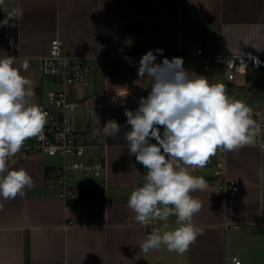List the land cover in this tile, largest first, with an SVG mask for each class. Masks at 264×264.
<instances>
[{
    "label": "crops",
    "instance_id": "obj_1",
    "mask_svg": "<svg viewBox=\"0 0 264 264\" xmlns=\"http://www.w3.org/2000/svg\"><path fill=\"white\" fill-rule=\"evenodd\" d=\"M13 10L22 15L0 27V56L16 59L15 66L31 82L33 103L43 101L49 90L37 58L47 53L51 38L58 36L68 54L110 59L86 83L66 86L67 99L78 102L72 119L88 144L86 158H104L105 170L97 177L70 175L76 197L63 199L54 179L62 158L21 150L11 158L9 168L26 169L33 185L15 199L0 198V264H232V254L241 264H264L258 146L222 154V177L239 184L232 198L217 186L213 157L202 169L189 168L208 184L207 190L192 193L202 203L193 223L203 235L183 255L163 246L145 254L139 246L147 226L133 221L127 201L147 169L129 155L123 139L130 129L125 108L136 110L150 91V79L136 83L141 55L162 49L159 62L182 57L193 78L223 84V69L216 63L205 69L194 51L201 47L211 55L264 54V0H4L0 21ZM138 16L146 18L140 29L132 25ZM25 61L27 70L22 68ZM225 88L248 106L264 109V76L259 71L249 68L236 74ZM110 119L121 126L116 139L97 135ZM175 221V216L169 218V229L152 221L151 232L171 230Z\"/></svg>",
    "mask_w": 264,
    "mask_h": 264
},
{
    "label": "clouds",
    "instance_id": "obj_2",
    "mask_svg": "<svg viewBox=\"0 0 264 264\" xmlns=\"http://www.w3.org/2000/svg\"><path fill=\"white\" fill-rule=\"evenodd\" d=\"M18 15L22 13L13 10L0 21V27L10 26V19ZM162 51L156 49L154 54L148 50L141 56L136 83L150 79V91L147 97L139 99L136 110L125 108L124 111L130 126L123 135L129 155H135L136 161L147 169L145 182L130 193L127 206L135 213L133 221L145 226L151 221H161L163 228L169 229L167 221L176 217L175 228L151 232L140 244L141 251L147 254L163 246L169 252L183 255L203 235V229L193 223L202 203L192 193L208 188L207 181L193 176L189 168H204L218 150L234 152L253 144L261 126L254 119L253 109L231 97L223 84H212L203 76L193 78L184 68L182 57L171 60L164 57L157 63V54ZM248 58L259 66L257 57L249 53ZM15 64L14 57L0 56V198L3 200L15 199L25 187H32L33 178L28 171L10 169L9 161L26 140L43 138L48 116L32 102L31 82ZM22 68L27 70V61ZM120 133L121 126L114 119L97 130L102 138L116 139ZM231 260L232 264H241L235 255Z\"/></svg>",
    "mask_w": 264,
    "mask_h": 264
},
{
    "label": "built area",
    "instance_id": "obj_3",
    "mask_svg": "<svg viewBox=\"0 0 264 264\" xmlns=\"http://www.w3.org/2000/svg\"><path fill=\"white\" fill-rule=\"evenodd\" d=\"M145 21L144 16H138L132 21V25L140 29L145 26ZM194 54L202 58V65L205 69H210L214 63L223 69L225 73L224 86L232 82L236 74H243L249 68L259 71L264 76V54L250 53L259 59V66L248 58L249 53L211 55L204 53L201 47H196ZM241 59L244 63L241 62ZM109 60L108 57L101 55L91 58L68 54L58 36L50 39L47 53L37 58L42 80L46 82L50 80L56 85V88L47 90L43 101L36 103L48 114L43 138L37 137L26 140L21 151L23 153L58 155L62 158V163L54 171V179L58 188V196L63 199L76 197L74 189L69 184L70 175L97 177L101 176L105 170L104 158L94 160L86 158L88 144L75 130L72 114L69 112V110L75 109L78 102L67 99L66 86L72 83H86L90 73L96 69L102 70ZM157 63H159L158 56ZM251 108L255 113L254 119L261 126L260 134L251 145L258 146L261 152V178L262 189H264V109L253 106ZM223 153L224 151L218 150L216 155L212 156L215 166L213 173L219 177L217 179L218 188L225 193L227 198H232L238 191L239 184L222 177L224 172ZM144 182V178L139 180L134 185L133 190L141 187ZM151 223L152 221L146 225L145 237L151 233ZM259 226L264 230V193H262V217ZM233 255L239 259L236 254H232L231 257Z\"/></svg>",
    "mask_w": 264,
    "mask_h": 264
},
{
    "label": "rangeland",
    "instance_id": "obj_4",
    "mask_svg": "<svg viewBox=\"0 0 264 264\" xmlns=\"http://www.w3.org/2000/svg\"><path fill=\"white\" fill-rule=\"evenodd\" d=\"M47 82H48V89H54V88H56V85H54L50 80L47 81ZM259 85H260V84H259ZM69 112H71V114H72L73 109H72V110H69ZM49 156L52 157L53 159L61 158V157L58 156V155H55V156H51V155H49Z\"/></svg>",
    "mask_w": 264,
    "mask_h": 264
},
{
    "label": "trees",
    "instance_id": "obj_5",
    "mask_svg": "<svg viewBox=\"0 0 264 264\" xmlns=\"http://www.w3.org/2000/svg\"><path fill=\"white\" fill-rule=\"evenodd\" d=\"M160 131H161V133L163 132V128L162 127H161Z\"/></svg>",
    "mask_w": 264,
    "mask_h": 264
}]
</instances>
